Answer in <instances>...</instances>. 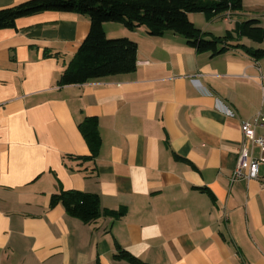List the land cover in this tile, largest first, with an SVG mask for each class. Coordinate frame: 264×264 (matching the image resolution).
Segmentation results:
<instances>
[{
    "label": "crops",
    "instance_id": "0c3cea01",
    "mask_svg": "<svg viewBox=\"0 0 264 264\" xmlns=\"http://www.w3.org/2000/svg\"><path fill=\"white\" fill-rule=\"evenodd\" d=\"M247 8L189 20L223 36ZM89 28L85 15L48 11L0 30V264H130L116 246L145 264H264V187L231 179L241 123L264 116V59L104 23L107 38L136 43L135 70L59 85ZM71 190L97 195L96 220L50 206Z\"/></svg>",
    "mask_w": 264,
    "mask_h": 264
},
{
    "label": "trees",
    "instance_id": "16d2710c",
    "mask_svg": "<svg viewBox=\"0 0 264 264\" xmlns=\"http://www.w3.org/2000/svg\"><path fill=\"white\" fill-rule=\"evenodd\" d=\"M243 0H28L13 7L0 9V30L14 28L17 19L42 12L77 13L89 18L90 28L74 58L61 75V86L80 85L90 80L128 74L136 68L137 45L128 38H107L104 23H118L133 31L145 27L153 37L172 32L182 36L187 45L198 53L220 55L230 49H240L255 60L264 59V48L241 44L246 39L260 45L264 42V27L258 18L235 24L223 36H214L196 28L189 14H202L207 21L227 13H240ZM95 157L100 146L96 120L87 119L82 127ZM62 205L72 217L89 223L100 216L97 195L79 191H61L53 194L50 206ZM121 216L122 213L114 214ZM114 257L130 264H145L116 246Z\"/></svg>",
    "mask_w": 264,
    "mask_h": 264
},
{
    "label": "built area",
    "instance_id": "2783aa9c",
    "mask_svg": "<svg viewBox=\"0 0 264 264\" xmlns=\"http://www.w3.org/2000/svg\"><path fill=\"white\" fill-rule=\"evenodd\" d=\"M255 128H260L263 133L256 135ZM241 133L243 141L238 150L237 163L231 179L232 181L258 180L264 187V116L259 113L251 122H242ZM254 148L258 149V155L253 154ZM261 170L262 177H260Z\"/></svg>",
    "mask_w": 264,
    "mask_h": 264
},
{
    "label": "rangeland",
    "instance_id": "374dc122",
    "mask_svg": "<svg viewBox=\"0 0 264 264\" xmlns=\"http://www.w3.org/2000/svg\"><path fill=\"white\" fill-rule=\"evenodd\" d=\"M243 5L244 7H249L247 9H251L249 11H257L256 13H259L258 18L259 20H261V25L264 27V0H243ZM246 12L244 14H247V16L245 17H241V21H244L246 19H250L251 17L249 16V11L245 10ZM190 16H201V14H189ZM217 26H219V23L217 24ZM261 47H264V43L263 45H261ZM257 152V150H256Z\"/></svg>",
    "mask_w": 264,
    "mask_h": 264
}]
</instances>
